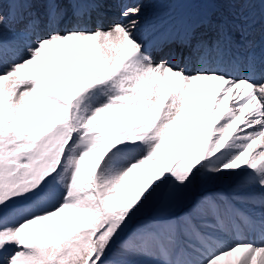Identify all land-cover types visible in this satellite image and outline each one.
Segmentation results:
<instances>
[{"label": "snow or ice", "instance_id": "obj_1", "mask_svg": "<svg viewBox=\"0 0 264 264\" xmlns=\"http://www.w3.org/2000/svg\"><path fill=\"white\" fill-rule=\"evenodd\" d=\"M0 264H264V0H0Z\"/></svg>", "mask_w": 264, "mask_h": 264}, {"label": "bare ground", "instance_id": "obj_2", "mask_svg": "<svg viewBox=\"0 0 264 264\" xmlns=\"http://www.w3.org/2000/svg\"><path fill=\"white\" fill-rule=\"evenodd\" d=\"M130 2H132V0H130ZM115 16H117V15H109V19H112V18H114ZM105 27H108V24H107V23L105 24Z\"/></svg>", "mask_w": 264, "mask_h": 264}, {"label": "rangeland", "instance_id": "obj_3", "mask_svg": "<svg viewBox=\"0 0 264 264\" xmlns=\"http://www.w3.org/2000/svg\"><path fill=\"white\" fill-rule=\"evenodd\" d=\"M109 14H111V15H118V12H111V13H109ZM109 20H111V19H109Z\"/></svg>", "mask_w": 264, "mask_h": 264}]
</instances>
